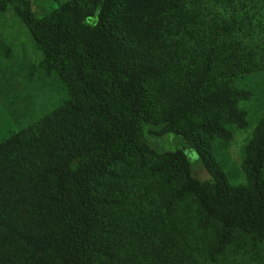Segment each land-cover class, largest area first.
Returning <instances> with one entry per match:
<instances>
[{"label": "trees", "instance_id": "1", "mask_svg": "<svg viewBox=\"0 0 264 264\" xmlns=\"http://www.w3.org/2000/svg\"><path fill=\"white\" fill-rule=\"evenodd\" d=\"M10 7L70 98L0 143V264H225L238 236L262 241L264 118L246 183L210 145L248 124L264 0H69L43 19L32 0Z\"/></svg>", "mask_w": 264, "mask_h": 264}, {"label": "rangeland", "instance_id": "2", "mask_svg": "<svg viewBox=\"0 0 264 264\" xmlns=\"http://www.w3.org/2000/svg\"><path fill=\"white\" fill-rule=\"evenodd\" d=\"M69 0H32L38 19ZM0 143L61 106L70 93L56 73L48 74L41 63L44 53L38 47L28 27L10 7L0 10ZM253 93L244 104L247 126L230 127L231 139H216L211 156L224 170L232 184L247 182L244 167L245 147L255 128L264 118V69L248 74L244 80ZM158 146L157 141H151ZM192 152L194 173L209 178L206 167ZM253 237L238 236L225 257V264H264V237L258 245Z\"/></svg>", "mask_w": 264, "mask_h": 264}]
</instances>
